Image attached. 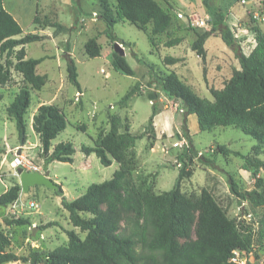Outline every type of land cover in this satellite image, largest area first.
Segmentation results:
<instances>
[{
  "label": "rangeland",
  "instance_id": "rangeland-1",
  "mask_svg": "<svg viewBox=\"0 0 264 264\" xmlns=\"http://www.w3.org/2000/svg\"><path fill=\"white\" fill-rule=\"evenodd\" d=\"M106 2L113 4L115 0L4 1L7 10L14 6V17L25 32L38 31L46 35L44 39L26 45V58H43L37 66V73L43 75L46 82L42 88L34 89L10 65L8 80L0 84V195L14 184H20L17 166L34 170L21 162L23 157L40 166L41 172L49 171L50 178L63 191V195H58L57 189L44 185L20 190L18 199L23 207H19L17 215H13L7 207L0 217V232L10 239L6 250L16 257L15 261L5 264H32L31 252L47 253L66 244L67 231L73 230L85 238L86 232L70 223L68 211L63 206L64 199H76L91 184L111 179L121 165L129 169L131 180L142 194L170 190L183 165L180 156L190 164L180 182L181 190L197 201L202 191L208 189L230 218L249 221V224L245 223L254 237L251 264H264V239H259L258 223L264 214V206H255L249 199L240 196L255 187L256 177H264V152L256 154L254 151L258 141L235 126L201 130L197 115H186L181 101L169 98L159 84L160 77L175 71L184 82L193 84L198 93L211 97V89L223 88L233 71L240 67L235 51L223 41L219 32H215L207 36L204 69L195 54L185 49V45L163 50L165 54L186 56L185 61L167 67L158 53L151 52L148 36L143 30L128 21L119 22L112 30L124 41L119 44L121 53L134 71L133 75L124 74L112 66L110 39L104 33L106 24L99 18L102 4ZM158 2L176 15L185 28L190 26L197 32H204L212 27L211 14L204 0H191L184 8L179 6V0ZM211 2L224 13L225 23L235 32L237 43L249 54L255 45L253 27L259 26L264 32V0ZM35 16L38 20L34 23ZM82 18L86 21L81 22ZM55 23L69 29L55 32ZM95 37L102 45V51L101 55L91 57L85 44ZM195 37V31H192L189 40ZM19 49L17 47L11 54H4L0 62L5 66L14 63ZM68 49L77 67L80 88L68 77ZM135 84L138 89L126 99L125 94ZM25 86L30 87L31 93L25 114L26 141L19 137L16 121L7 110ZM150 93L156 94V100L149 98ZM42 103L54 104L66 114L67 126L53 139L52 148L61 142L71 141L75 148L72 162L46 163L40 156L41 142L39 134L33 129V115ZM153 105L155 112L151 126L149 120ZM185 124L190 142L183 135ZM114 128L120 132L129 128L133 134H143L125 152L121 161L109 154L112 163L104 165L95 153L88 155L82 150L84 145L93 146L100 134ZM190 146L208 160H213L214 167L199 161L192 152L185 157L183 153ZM219 146H225L227 151H221ZM248 156L252 159L250 163L247 162ZM257 160L261 165H257ZM230 178L236 191L231 189ZM29 201L37 202L39 207L29 208ZM103 207L106 208L105 205ZM198 216L199 210H194L191 236L189 239L178 238L179 244L196 239ZM16 218L26 219L28 223H8ZM49 223L54 224L43 227ZM121 226L124 228L126 222L123 221ZM134 226L130 224L128 229ZM137 248L140 250V245Z\"/></svg>",
  "mask_w": 264,
  "mask_h": 264
},
{
  "label": "trees",
  "instance_id": "trees-1",
  "mask_svg": "<svg viewBox=\"0 0 264 264\" xmlns=\"http://www.w3.org/2000/svg\"><path fill=\"white\" fill-rule=\"evenodd\" d=\"M0 0V58L11 54L17 47L16 61L5 66L0 62V84L5 83L10 76V65L20 73L25 82L34 89H40L45 84L43 75L37 73V66L43 58H26V45L40 41L46 37L40 32H25L14 15ZM105 1V0H104ZM204 0L210 11L212 23L210 30L197 32L196 28L181 26L179 19L168 8L163 7L158 0H115V3H103L99 14L100 20L106 24L104 33L110 39V60L112 66L127 75L134 71L121 53L120 39L113 32V26L119 22H130L143 30L149 39L151 52L158 53L162 63L173 66L186 60V56L165 54V48L185 47L195 54L198 63L204 69L207 59L206 40L208 34L219 32L223 41L233 48L239 61L231 77L220 89H211V97L204 96L196 90L193 84L184 82L175 71L159 78V84L165 94L181 101L186 115L195 114L198 117L201 130H212L216 126H235L252 135L258 141L254 147L256 154L264 152V32L259 26H254L255 45L246 54L235 37V32L225 23V15L211 2ZM191 0H179L181 8L186 7ZM187 16V15H186ZM189 19V17L187 16ZM37 16L33 22L37 21ZM32 22V23H33ZM55 32L68 30L66 26L55 23ZM195 31L196 37L189 40V34ZM91 57L101 55L102 45L97 38H92L85 44ZM68 77L78 88L77 67L67 50ZM138 89L135 84L126 94L130 98ZM149 98L156 100V94L150 93ZM30 87H23L16 94L7 110L16 121L19 137L26 141L27 122L25 114L30 105ZM153 113L149 125L153 126ZM67 126V116L54 104L42 103L33 115V129L39 134L41 142L40 156L46 163L52 161L72 162L75 153L71 141L61 142L52 148L53 139ZM183 135L188 139V127L185 124ZM143 134H133L129 128L125 132L112 129L100 134L93 146L84 145L86 154L95 153L104 165L112 163L109 154L121 161L125 152L135 145ZM190 142V140L188 139ZM221 151H227L225 146H219ZM196 155L197 159L206 164L214 161L200 155L192 146L183 153ZM181 166L174 187L160 193L142 194L129 176V169L122 166L113 177L101 183L91 184L87 191L73 200H63V206L68 211L71 224L86 232L81 238L75 231H67L68 242L47 253L31 252L32 264H236L230 261L233 250L239 249L250 253L254 248L253 232L248 228L246 220L237 221L227 215L226 209L216 200L212 192L204 189L199 200L181 190L180 182L185 176L189 162L180 156ZM247 157V162H251ZM257 165H261L257 160ZM257 176V172H255ZM255 187L240 194L249 199L255 206H264V177H256ZM231 181V189L235 184ZM20 184H14L0 195V217L5 209L18 197ZM63 195L61 186L56 190ZM106 206L104 208L103 206ZM194 210H199L197 220V237L194 240L178 243V238L189 239L194 224ZM125 221L123 228L121 223ZM246 221V223H245ZM9 224L22 225L28 220L16 218ZM260 241L264 239V214L258 221ZM49 223L43 227L52 225ZM134 227L128 229V225ZM10 239L0 232V264L15 261L13 253L6 247ZM140 245V250L137 248ZM246 264H251L250 259Z\"/></svg>",
  "mask_w": 264,
  "mask_h": 264
},
{
  "label": "water",
  "instance_id": "water-1",
  "mask_svg": "<svg viewBox=\"0 0 264 264\" xmlns=\"http://www.w3.org/2000/svg\"><path fill=\"white\" fill-rule=\"evenodd\" d=\"M21 153V151H19ZM17 173L20 176V185L22 190L26 191L34 185H44L49 188L58 189L60 185L56 184L49 176V171L41 172L39 170H27L23 166H17Z\"/></svg>",
  "mask_w": 264,
  "mask_h": 264
},
{
  "label": "built area",
  "instance_id": "built-area-1",
  "mask_svg": "<svg viewBox=\"0 0 264 264\" xmlns=\"http://www.w3.org/2000/svg\"><path fill=\"white\" fill-rule=\"evenodd\" d=\"M86 19L82 18L81 22H85ZM204 26H207L205 24V22H203ZM182 146V144H180V147ZM21 162H25L30 168L34 169V170H39L41 167L37 166L35 164H33L31 161H29L26 157H23ZM33 171V170H31ZM40 171V170H39ZM19 199L17 198L12 204H10L8 207L9 211H11V213L13 215H17L18 211H19V207H23V205H21L19 203ZM28 207L29 208H38L39 204L35 201H29L28 203ZM250 259V253L246 252V251H242L239 249H235L233 250V253L230 257V261L236 264H246L247 261Z\"/></svg>",
  "mask_w": 264,
  "mask_h": 264
},
{
  "label": "crops",
  "instance_id": "crops-1",
  "mask_svg": "<svg viewBox=\"0 0 264 264\" xmlns=\"http://www.w3.org/2000/svg\"><path fill=\"white\" fill-rule=\"evenodd\" d=\"M187 6H188V5H187ZM10 8H11V9H10ZM10 8L8 9V11L11 12L13 15H15V13H14V11H13V10H14V6L11 5ZM12 8H13V9H12ZM15 12L17 13V11H15Z\"/></svg>",
  "mask_w": 264,
  "mask_h": 264
},
{
  "label": "bare ground",
  "instance_id": "bare-ground-1",
  "mask_svg": "<svg viewBox=\"0 0 264 264\" xmlns=\"http://www.w3.org/2000/svg\"><path fill=\"white\" fill-rule=\"evenodd\" d=\"M16 162H17V160L15 159V160H14V163H16Z\"/></svg>",
  "mask_w": 264,
  "mask_h": 264
}]
</instances>
